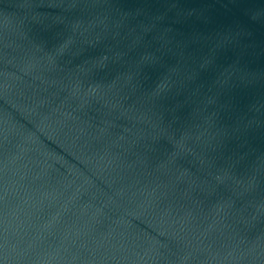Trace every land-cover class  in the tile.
I'll list each match as a JSON object with an SVG mask.
<instances>
[{
    "label": "water",
    "instance_id": "95a60500",
    "mask_svg": "<svg viewBox=\"0 0 264 264\" xmlns=\"http://www.w3.org/2000/svg\"><path fill=\"white\" fill-rule=\"evenodd\" d=\"M0 264H264V0H0Z\"/></svg>",
    "mask_w": 264,
    "mask_h": 264
}]
</instances>
